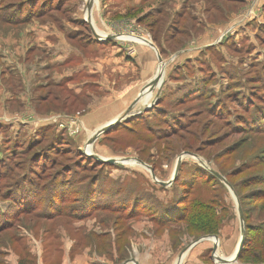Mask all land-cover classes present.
Here are the masks:
<instances>
[{
    "label": "rangeland",
    "instance_id": "374dc122",
    "mask_svg": "<svg viewBox=\"0 0 264 264\" xmlns=\"http://www.w3.org/2000/svg\"><path fill=\"white\" fill-rule=\"evenodd\" d=\"M89 1L0 0V264H177L205 237L181 264H222L243 238L240 210L253 250L264 229V0H92L96 32L152 42L165 69L146 84L149 107L137 101L147 90L128 96L129 122L91 146L76 140L95 133L81 117L106 94L76 96L57 65L66 37L83 56L74 62L106 56L88 44ZM186 153L216 175L184 157L163 187L139 161L168 182Z\"/></svg>",
    "mask_w": 264,
    "mask_h": 264
},
{
    "label": "crops",
    "instance_id": "0c3cea01",
    "mask_svg": "<svg viewBox=\"0 0 264 264\" xmlns=\"http://www.w3.org/2000/svg\"><path fill=\"white\" fill-rule=\"evenodd\" d=\"M88 17H89L88 19L89 23L92 24V20L90 18L92 17V12L90 13L88 12ZM105 24L106 23L104 22L103 26H105ZM96 30L98 32V36H100L102 39L109 38V36L116 38L115 40H112L114 41V43L112 44L108 43L110 40L106 41L104 39L101 40L98 38H97L98 42L88 43L92 45L94 44L93 45L94 48L102 47V51L99 53L106 54V56L102 55L101 57H99L100 56L99 55L98 58L100 59H98L97 57L95 59L91 56L89 58L91 60H87L85 58L80 64L79 62H74L76 59L79 60V58L83 56L79 48H76L77 44L72 47L71 39L65 36L71 45L65 42L66 39L64 38L65 40L64 47L68 48V50L64 49V51L67 53L64 56L62 62H59L57 64L60 66V68L65 70L64 74L66 75V77H63L61 79H70L67 83L68 88L74 91L76 96L77 95L81 96L82 93H84V91L86 90H89V94L92 93V96L98 94L100 95L106 94L100 99H97L98 101L95 100V102H93V104L90 105V109H91L90 112L84 115L83 117H81L83 128L85 127V129L94 130L93 132H96V126L100 125L99 122L101 121L100 120L101 118L103 119L104 122L103 126H105L112 120L121 116L127 109V103L129 101V98L127 97L137 96L139 95L141 90L142 91L147 90V93H144L147 96H143L142 94H140V96L144 97L145 99L139 96V99L137 101H141V103L143 104L142 105L139 104L138 108L146 109L149 107L148 105L151 104L153 96L151 95L152 92H148V89L146 88H148L147 85L150 82V80L152 81L156 77L157 69L159 65L157 60V55L155 54L154 49L145 42L143 41L138 42V40H136L137 38L136 39L123 38L124 40L117 39L119 35L102 34V31L99 30L98 27L96 28ZM103 36H107V37H103ZM131 40L134 41L133 43L136 44V48L135 47L131 48L129 46H120V44L118 43L120 41L130 42ZM92 45L90 47H93ZM109 49H112L111 52L109 51ZM129 52L133 53L132 57L129 56ZM86 74L89 75L88 77L90 79L86 81L84 84L78 82L80 77ZM92 88H94L96 92H93L91 90ZM135 99L136 98H134V100ZM144 100H146V102ZM111 109L113 111L111 119H109V121H106L107 119L103 116L111 115V111H110ZM99 112L102 113L103 116L99 117L98 116ZM10 120L11 119L1 120V121H3V123H8ZM36 127H38V125ZM91 137L87 136L84 133L80 137L76 138V140L80 145H84L85 142H87V140H89ZM97 147L99 151L100 148H102L100 146ZM108 152L109 151L106 150L100 154H102V156H109ZM96 156H98V154H96ZM101 159L104 160L103 158Z\"/></svg>",
    "mask_w": 264,
    "mask_h": 264
},
{
    "label": "water",
    "instance_id": "95a60500",
    "mask_svg": "<svg viewBox=\"0 0 264 264\" xmlns=\"http://www.w3.org/2000/svg\"><path fill=\"white\" fill-rule=\"evenodd\" d=\"M91 4H92V1H90L89 3V13L91 12ZM89 26L91 27V30L92 32L95 34V36L98 38V39H101V40H106V41H109V40H115L116 38L115 37H112V36H109V38H101L100 36H98V34L95 32L94 28L92 27V24L89 23ZM119 37H117L118 39ZM147 44L149 46H151L156 55H157V60H158V71H157V74H156V77L154 78L153 80V83L154 85H157L158 82L161 81V79H163V73H164V69H165V66H164V63H163V60H162V57L159 53V51L156 49V47L153 45L152 42H149L147 41ZM142 97V96H140ZM137 102L134 103L130 108H128L121 116H119L118 118L112 120L111 122H109L108 124H106L105 126L101 127L98 131H96L92 137L90 138V141H89V144L88 146H91L93 145L100 137H102L103 135L109 133L113 128H115L116 126H118L119 124L123 123V122H127L128 119H129V116L131 114V112L133 111L134 107L136 106ZM92 159H94L95 161H98V162H109L110 164H116L118 163L119 161H115V160H108V161H104L102 160L101 158H99L98 156H90ZM184 157H189V158H192L194 159L195 161L198 162L199 165L203 166L206 170H209L210 169L202 162L200 161V159L193 155V154H189V153H186L184 154L181 159L177 162V165L175 167V170H174V176L173 178L168 181V182H161L159 180H157L156 176H155V173L154 171L147 165L143 164L145 167H147L150 172H151V177L152 179L157 183L159 184L160 186H163V187H170L176 180H177V177L179 175V172H180V165L182 163V158ZM212 172V171H210ZM213 174H215L214 172H212ZM216 175V174H215ZM240 218H241V225H242V228H243V238L238 246V249L236 250L235 252V256L232 260H228V259H218L217 261L219 262H222V264H234L236 263V261L239 259L240 255H241V252H242V249H243V244H244V237H245V224H244V217H243V214H242V211L240 210ZM207 239H210V237H205V238H202V239H199L197 240L195 243H193L192 245L188 246L181 254H180V257H179V260L177 262V264H181L183 259L185 258V256L195 247L197 246L198 244H200L201 242L207 240ZM214 239L217 241V238L214 237ZM217 251V246L215 247L214 249V253H216ZM230 261V262H229Z\"/></svg>",
    "mask_w": 264,
    "mask_h": 264
},
{
    "label": "trees",
    "instance_id": "16d2710c",
    "mask_svg": "<svg viewBox=\"0 0 264 264\" xmlns=\"http://www.w3.org/2000/svg\"><path fill=\"white\" fill-rule=\"evenodd\" d=\"M159 15H161V14L159 13ZM174 28H176V26H173L172 27V29H174ZM176 31H178L177 28H176ZM187 33L188 32H185V33H182L181 35L187 36L188 35ZM128 122H129V120H128ZM38 145H41V144L39 143ZM90 160L98 163L97 161L93 160L92 158H90ZM178 177H177V180H178ZM177 180L174 183H177ZM54 192H55V190H54ZM53 198L56 199L55 197H53ZM54 202H55V204L57 203L55 200H54ZM87 202L89 203V201H87ZM90 202H92V200H90ZM50 205H53V203L50 202ZM48 207H51V206H48ZM263 209H264V207H263ZM174 210H175V208H174ZM156 211H158L157 212L158 218L160 217L161 219H164V217L166 216V213L169 212L170 209L169 208L168 209L163 208V209L156 210ZM210 211H211L210 209H206V210H202L201 213H202L203 216H207L208 215V212H210ZM263 226H264V222H263ZM244 252H245V249H244V246H243V249H242V252H241V255H240L239 259H241L244 254H251L250 255V258L253 259V264H263L264 263V229L263 230H260L257 234H255L253 236V250L247 249L246 252L245 253Z\"/></svg>",
    "mask_w": 264,
    "mask_h": 264
},
{
    "label": "built area",
    "instance_id": "2783aa9c",
    "mask_svg": "<svg viewBox=\"0 0 264 264\" xmlns=\"http://www.w3.org/2000/svg\"><path fill=\"white\" fill-rule=\"evenodd\" d=\"M78 131H72L71 135H76Z\"/></svg>",
    "mask_w": 264,
    "mask_h": 264
},
{
    "label": "bare ground",
    "instance_id": "6f19581e",
    "mask_svg": "<svg viewBox=\"0 0 264 264\" xmlns=\"http://www.w3.org/2000/svg\"><path fill=\"white\" fill-rule=\"evenodd\" d=\"M140 41V40H139ZM234 256H235V254L231 257V258H229L228 260H232L233 258H234ZM230 262V261H229Z\"/></svg>",
    "mask_w": 264,
    "mask_h": 264
},
{
    "label": "flooded vegetation",
    "instance_id": "af4514ba",
    "mask_svg": "<svg viewBox=\"0 0 264 264\" xmlns=\"http://www.w3.org/2000/svg\"><path fill=\"white\" fill-rule=\"evenodd\" d=\"M139 161H140L141 163H143V164L147 165L145 162H143V161H141V160H139ZM143 164H142V165H143ZM143 166H144V165H143ZM146 168H147V167H146Z\"/></svg>",
    "mask_w": 264,
    "mask_h": 264
}]
</instances>
